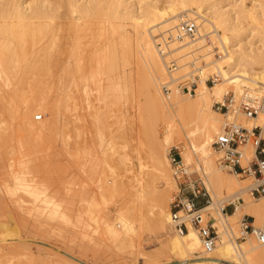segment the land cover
I'll return each mask as SVG.
<instances>
[{
	"label": "rangeland",
	"instance_id": "1",
	"mask_svg": "<svg viewBox=\"0 0 264 264\" xmlns=\"http://www.w3.org/2000/svg\"><path fill=\"white\" fill-rule=\"evenodd\" d=\"M25 1L30 4L33 2ZM87 1L94 3L93 0ZM98 1L103 4V1ZM124 1L131 4L135 13H138L147 2L159 6L168 4V0ZM216 1L211 0V2ZM219 1L221 4H227L232 0ZM236 2L245 6L240 13L242 28L240 31L243 38L258 43L261 36L259 29L264 26V0H236ZM44 3L57 8L53 33H49L43 39V43H39V45L45 44L43 48L54 53L56 58L58 56V60H55L59 66L55 63L57 66H54V72L56 69L61 73L66 72L64 66L68 63L73 65L79 56L78 53L85 50L84 55L88 59L90 56L88 54L92 56L94 53L113 55L114 68L104 73L92 68L88 71V81L85 86L76 85V87L72 84L73 87H70L72 89L69 88L70 83L65 86L67 81L64 79L65 73L61 74L59 71L54 73L61 74L60 80L56 76L52 78L46 74L40 76L42 85L35 94L48 98V106L53 104L58 95L64 99L65 93L72 96L71 99L75 97V104L82 100L77 106L81 104L80 107L83 109L84 106V109L77 107L76 111L79 117L85 112L84 118L79 121L72 116L77 121V125L81 126L84 123L79 130L73 129L67 123L69 120L67 117L72 111L64 107L71 108L72 104L68 103L64 106L63 100L59 109L52 112V109L47 107L44 112H39L37 115H41L40 119H36L38 116H33V113L29 114L28 119H32L35 126H42L44 120L45 123L39 130L28 129L20 109L23 106L22 97L31 98L33 94V88L29 86L32 78L28 77L23 85H18L14 80H10V77L2 79L0 75V264H151L155 257L159 256L157 254L154 256V253L159 250L161 242L167 237L166 231L159 233L153 229L150 222L141 223V220H136L135 227L129 231L123 242L115 241L106 231L105 225L117 222L120 205L127 201L129 194L125 191L111 194L102 189L106 182L110 184L114 180L129 181L138 177L142 178V181L149 179L151 163L146 155L148 146L146 132L157 128L160 132L158 133L160 141L163 137V130L160 127L162 119L148 108L149 91L141 69L139 39L134 23L129 19H108V22L106 17L100 19L90 17L89 22L82 29V35L79 33L80 37L75 31L69 30L67 22L70 14L65 0H45ZM254 5L256 7H253ZM253 14L257 21H254ZM185 17L195 19L191 15ZM195 21L198 25V18ZM198 29L200 30L199 25ZM153 34L154 38L160 41L168 32L156 31ZM197 35L198 32L195 36ZM210 35L203 38L204 46L200 49H187L180 54L178 50L170 54L169 50L165 56L163 55L165 64L169 59L176 61L178 68L176 67L172 74L174 78L184 77L183 74L188 75L192 69L189 68L191 67L189 61L194 60L197 63L195 67L199 64L204 66L207 60L200 55L207 50L211 51L208 54L211 53L212 58L223 55L221 50L215 54L214 50L221 49L218 46L220 43L215 36L216 39H213ZM1 41L0 35V43ZM78 46L80 47L76 48ZM69 50L77 53L75 58L69 55ZM61 62L64 65L61 66ZM208 66L210 64L205 65L206 68H209ZM212 84L208 83L209 86ZM58 86L61 90L65 86L62 90L65 93L59 94ZM77 88L80 89L79 93ZM230 89L227 88L226 93L234 95ZM77 97L79 101L76 100ZM239 101L240 96H233L232 105L239 104ZM90 105L92 107L95 105L96 110L93 109L94 107L90 108ZM214 109L217 112L225 111L217 110L215 103ZM94 110L99 115L98 118L93 115ZM232 122L239 125L238 120L229 123ZM216 135L213 134L212 141ZM212 141L210 148L215 152L216 163L218 153L212 147ZM183 144L191 153V160H183L188 177H200L211 195V176L206 173L199 159L200 153L193 151L189 146L187 137L183 133L181 135L174 133L173 142L168 147L171 153L174 151L180 153ZM171 166L169 165V172L176 186L169 193L170 207L183 180V177L176 178L173 175ZM223 172L228 173L226 170ZM239 179H246L249 184L253 183L251 177L239 176ZM162 182L159 188L169 184ZM234 194L241 195L238 191H234L229 195L223 194L218 199ZM241 197L244 198V195L242 194ZM242 198H239L240 201ZM149 208V203L142 208L145 216L149 215ZM231 210L232 207L227 208L228 224L234 236L238 237L240 220L246 215L239 209L236 213H234L236 210ZM210 211L224 228L213 206ZM204 218L214 224L209 212H204ZM252 219L253 217L249 216V220ZM117 228L119 229L118 226ZM236 241L241 240L236 239ZM141 251L145 253L141 254ZM151 252H154L151 255L153 260L147 257ZM158 258L156 264L159 263L160 258Z\"/></svg>",
	"mask_w": 264,
	"mask_h": 264
},
{
	"label": "bare ground",
	"instance_id": "2",
	"mask_svg": "<svg viewBox=\"0 0 264 264\" xmlns=\"http://www.w3.org/2000/svg\"><path fill=\"white\" fill-rule=\"evenodd\" d=\"M32 1V4H30L26 3L25 0H0V35L2 38L0 43L1 78L7 79L10 77V80H14L18 85H23L25 79L28 77L32 78L29 86L33 88V94L31 98L22 97L23 106L20 109L21 115L25 119L24 123L28 129L39 130L45 123L44 120L41 124L42 126H35L33 120L28 119L29 114L33 113V116H39L37 114L44 112V109H47V107L50 110L52 109L53 112L60 108L61 100H63L64 106H67L68 103L72 104L71 108L64 107L66 110L72 111L71 115L67 117V119L69 118L67 123L73 129L79 130V127L82 128L84 123L81 126L77 125V121L72 116L76 117L79 121L84 118L85 112H81L82 114L79 117V113L76 111V108L81 106V104L80 106L77 105L82 100L80 99L81 101H79L77 97L76 100L78 99L77 101L79 102L75 104V97L73 96V99H71L72 96L62 90L65 89L68 83L71 85L69 88L73 87L72 84L84 87L88 81V71H91L92 68L103 73L111 71L114 68L113 55L94 53L92 56L88 54L90 55L88 59L84 55L86 50L85 52L78 53L79 56L75 60V63L73 65H70V63L66 64L64 66V71L66 72L62 71V73H65L64 79L67 81L64 89L62 88L61 90V87L58 86V93H65L64 99L58 95L53 104L48 106V98L35 94L37 89L42 85L40 78L46 74L50 78L56 76L60 80L62 73L56 69L55 72L58 73L59 71L61 74H54V66L58 65L56 61L58 60V56L56 58L54 53L46 51L45 47L43 48L45 44L39 45V43H43V39L49 33H53L56 25L54 19L56 18L55 15L57 16V8L48 4L45 5V0ZM65 1L67 2L70 14L69 21L67 22L69 30L75 31L77 35L79 33L82 35V29L89 22L90 17L91 19L94 17L98 19L106 17L107 21L108 19H129L133 21L136 35L139 39L141 69H143L145 85L149 91L148 108L162 119L160 127L163 130V137L161 141L158 136L160 132L157 128L148 133L146 132L148 139L146 155L151 163L149 179L142 181L143 179L138 177L132 178L133 180L129 181L114 180L110 184L106 182L102 186L104 191L111 192V194L118 191H125L129 194L127 201L122 202L120 205L118 216L116 215L117 222L115 221V224L107 223L105 225L106 231L112 235L111 237L115 241L118 240L119 243L123 242L129 231L135 227L136 220H141V223L150 222L153 225L152 227H154L153 229L159 233L166 231L167 237L161 242L159 250L155 253L153 252L154 256L155 254L159 255L157 256V258H160L158 264H264V243L258 242L250 233L246 234L244 240L236 241L237 237L234 236V232L228 224V213H222L221 211L222 205L233 203V210H236L234 213L238 209L241 210L244 215L253 217L252 223L254 226L263 228L264 196H252L248 192L252 184H249L246 179H239L238 174L224 169L219 164L216 165L215 152L210 148L213 134H219L224 125L233 120H238L239 125L237 126L247 128L250 131L254 127H259L260 137L264 140V116L246 117L243 113L239 112L236 106L238 104H235L236 107L231 104L230 109L225 112H217L214 109V103H222L224 101V94L227 88H231L234 95L229 92L226 94H230L232 97L240 96V101L245 95L264 97V26L260 27L261 30L259 29L261 36L258 43L260 44L252 42L253 40L251 41V39L246 40V38H243L240 31L242 29L240 27V13L245 9V6L236 4V0H232L227 4H221L219 0L216 2H211V0H168L166 6L147 2L140 8L138 13H135L131 8V4L124 0H101L103 4L102 2L100 4L98 0L96 2L93 0L94 3L87 0ZM235 7L236 9H234ZM253 7H256V5ZM185 15L194 16L195 19L198 18L200 30L195 19L192 18L197 26L194 36H183L181 39L170 42L165 49V55L169 50L170 54L175 50H178L180 54L183 50L200 49L204 46L203 38L210 34V37H213V39L216 37L220 43L218 46L221 49L214 50L215 54L221 50L223 55L213 56L212 58L211 53L208 54L211 51L206 48L207 51L200 56L207 60L205 65L210 64L209 68L200 64V66L197 65L195 67L196 62L194 60L189 61L191 67L187 66V68H192L189 73L187 72L188 75L194 73L199 77L195 93L173 91L168 96L164 94V98L160 85L161 81L167 76V65L164 62L163 55L158 51L157 41L159 39H155L153 33L160 31V33L168 32L169 34H175L179 21ZM252 17L254 21H257L254 14ZM160 24L162 25L158 26ZM154 27L156 29L151 30ZM197 32L198 35L195 36ZM162 38L165 39L164 36ZM209 39L212 40L211 38ZM29 45L30 47H28ZM169 45L170 49H168ZM69 53L74 58L77 54L73 53V50H69ZM62 62L60 63L61 66L64 65ZM186 63L181 64L186 65ZM182 76H186V74ZM208 78L213 79V84L210 86L206 83ZM57 84L59 85V83ZM77 89L78 92L80 89ZM74 91L76 92L75 89ZM20 95H23V93H20ZM69 99H71V103ZM81 107L80 109H82ZM93 107L96 110L95 105ZM88 110L90 109L88 108ZM95 110L92 113L98 118L99 115L95 113ZM92 113L91 116H93ZM78 124L80 123L78 122ZM69 129L71 130V128ZM151 129L153 128L151 127ZM174 133L178 135L183 133L187 137L189 146L193 151L200 153L199 159L206 173L211 176V202L202 207L203 212H209L212 223H214L211 225L217 233L215 245L209 252L204 251L201 239L194 227L187 225V230L181 233L175 228L172 220L168 200L171 198L169 197L170 190L174 189L176 184L169 172L171 162L168 146L173 142ZM255 141L257 139L240 145L243 148L241 150L246 160L254 154ZM184 146L185 144H183L180 150L183 164V160H191V153L187 150V146ZM223 170L228 171V173L223 172ZM230 174L233 175L230 176ZM162 181L169 184L167 186L164 185V187L162 186L163 188H159ZM234 191H238L241 195L243 194L244 198L241 195L234 194L218 199L221 195H229ZM239 198H242V201ZM147 203L150 205L148 209L150 217H148L149 215L145 216L144 212H142V208ZM212 206L215 208L224 228H222L221 224L216 221L213 213H211L210 209ZM143 253L145 252L141 254ZM153 253L151 252L150 256H148L149 254L146 255L153 260V256L151 257ZM157 258L155 257L154 262L150 260L153 262L151 264H156Z\"/></svg>",
	"mask_w": 264,
	"mask_h": 264
},
{
	"label": "built area",
	"instance_id": "3",
	"mask_svg": "<svg viewBox=\"0 0 264 264\" xmlns=\"http://www.w3.org/2000/svg\"><path fill=\"white\" fill-rule=\"evenodd\" d=\"M197 31V26L193 19L183 18L179 21L175 34H167L165 39L157 43L161 55H165L167 45L181 39L183 36L193 37ZM163 41V42H162ZM167 76L162 80L161 91L166 96L173 91L185 93H194L197 88L199 77L190 73L181 78H173L176 70V61L169 59L166 62ZM213 79L208 78L206 83L212 84ZM232 95L226 94L222 103H215L217 110L228 111L232 103ZM238 109L246 117L264 116V97L245 95L237 105ZM224 111V112H225ZM39 115L36 119H40ZM254 154L246 160L242 144L255 140ZM213 148L218 152L217 164L224 169L238 174L240 177H251L253 183L249 188L252 196H264V140L260 137L259 127H254L251 131L247 128L237 126L233 123L224 125L222 131L217 134L212 141ZM169 159L172 165V171L176 178L183 177L180 182L179 190L171 202L172 220L175 228L179 232L187 230V225L194 227L201 239L204 251L209 252L215 245L217 233L211 223L204 218L203 206L211 202V196L204 182L200 177H188L185 165L182 163V157L178 152L171 153L169 150ZM228 207L234 208L233 203H226L221 206L222 213H229ZM231 210V211H232ZM240 232L237 240H242L247 233L252 234L260 243H264V227L253 225L249 216H244L240 220Z\"/></svg>",
	"mask_w": 264,
	"mask_h": 264
}]
</instances>
